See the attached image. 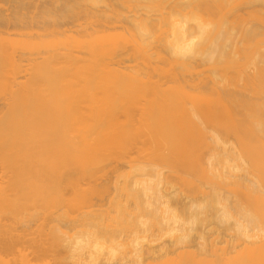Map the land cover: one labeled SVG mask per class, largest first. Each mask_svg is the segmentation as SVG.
<instances>
[{
	"label": "bare ground",
	"instance_id": "1",
	"mask_svg": "<svg viewBox=\"0 0 264 264\" xmlns=\"http://www.w3.org/2000/svg\"><path fill=\"white\" fill-rule=\"evenodd\" d=\"M0 264H264V0H0Z\"/></svg>",
	"mask_w": 264,
	"mask_h": 264
}]
</instances>
